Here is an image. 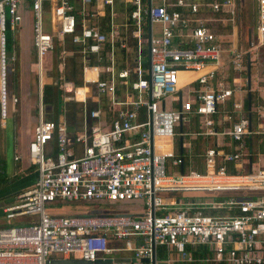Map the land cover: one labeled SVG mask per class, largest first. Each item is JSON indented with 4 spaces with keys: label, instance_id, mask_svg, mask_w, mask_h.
Returning a JSON list of instances; mask_svg holds the SVG:
<instances>
[{
    "label": "built area",
    "instance_id": "2783aa9c",
    "mask_svg": "<svg viewBox=\"0 0 264 264\" xmlns=\"http://www.w3.org/2000/svg\"><path fill=\"white\" fill-rule=\"evenodd\" d=\"M22 1L0 0V126L8 103L18 101L6 89L5 8L14 30ZM29 1L37 90L24 157L36 178L1 208L8 223L23 224L0 227V264H150L152 253L153 264H189L199 246L206 263L264 264V153H250L251 139L256 149L264 137V84L254 95L250 73L246 87L247 55L251 68V52L264 47V0H253V39L244 47L235 25L239 0ZM222 23L228 28L221 32ZM69 58L75 79L65 72ZM50 71L64 105L77 106L70 126L65 106L57 118L42 102L43 73ZM186 72L197 75L188 79ZM175 137L181 149L198 142L203 173L166 171V158L176 169L182 163L171 148ZM49 143L54 153L45 156ZM234 191L259 193L212 200ZM188 192L195 196L183 197ZM63 203H137L142 211L65 214L46 207Z\"/></svg>",
    "mask_w": 264,
    "mask_h": 264
},
{
    "label": "rangeland",
    "instance_id": "374dc122",
    "mask_svg": "<svg viewBox=\"0 0 264 264\" xmlns=\"http://www.w3.org/2000/svg\"><path fill=\"white\" fill-rule=\"evenodd\" d=\"M238 6H237V17L235 20V25H236V34H237V40L239 42V44L244 47V44L247 40V37L250 36V39H253V28L255 26V15L253 12V0H239L238 1ZM43 17H44V21L47 22L50 18V16L48 15V12L43 11ZM225 23V22H224ZM224 23L221 24V26H219V30L222 32L223 30H227V26H224ZM225 27V28H222ZM30 29H31V25H30V7L29 5L24 4L23 7V14H22V21L19 24V26H15L14 30H11L8 26V14L6 12V8H5V31H4V36H5V64L9 65L10 63H14L13 61V54L15 53V48L14 45L17 44V42L19 41L20 37H21V41H25L26 36L30 35ZM20 36V37H19ZM27 52H26V63H27V67L28 69H26V74H27V79H28V102L26 105V112L24 115V119L23 120V125L27 124V118L29 117V119L31 118L30 121H33V119L35 118V114H36V109L34 107H32L31 103H32V99L33 97L35 98V102H36V95L33 93L32 91V86L30 85V83H32V69H29V65L33 60V47L31 46V40L27 39ZM253 52L256 53V58L254 59L253 64L251 65L250 68V73L252 75L257 74L259 77H264V47H260L258 49H256V51H252L251 53L253 54ZM12 58V59H11ZM9 63V64H8ZM43 69L47 70L50 67V61L48 60V56L46 55V57H44L43 60ZM19 72L17 70H15V72L13 74H11L10 76V84H11V88L12 90H14L15 92H17L20 88H19ZM49 76L47 75L46 72L43 73V82L45 81H49L50 79L48 78ZM51 78V77H50ZM253 80V79H252ZM44 93H46L44 91ZM57 98L58 101L57 103H53L52 104V109L53 112L55 111L57 114V118L59 116H61L63 114V110L62 107H64V103L61 100V96L59 94H57ZM254 95H252V99H253ZM32 98V99H31ZM29 99H31L29 101ZM19 100L16 102L15 106H14V112L12 115V124L14 126V131H18V126L19 123L21 122L22 124V119L19 117L18 111V105H19ZM25 108V107H24ZM43 112L46 113V110L43 107ZM28 115V116H27ZM27 124V134L24 132L23 130V134H21V141H24V138H27V142L29 141L31 134H32V123L30 122ZM26 122V123H25ZM26 127V126H25ZM24 127V129H25ZM2 133H4V131H0ZM207 143L208 145H211V143H213V137H211L210 139H207ZM27 144V143H26ZM174 148L176 147L177 144V138H174ZM203 145L205 143H202ZM197 151H193V148L191 150V157H188L189 159H185V164H184V172H187L189 169H193L199 172H203L204 171V167H203V160L201 157H197L195 153ZM54 153V148L53 145L51 143H49V145L46 146L45 151H44V155L45 156H52ZM196 163L195 166H193ZM34 166V165H33ZM35 170V166L33 167ZM165 168L166 171L169 174L175 175V173L178 172V169H176V167H173L170 164V159L166 158L165 159ZM33 173H35V171H31ZM35 176V175H34ZM0 188L4 186L3 183H0ZM31 184L21 187L18 191L23 190L27 187H29ZM17 191V192H18ZM192 194V193H191ZM8 197H2L0 198V227L2 226H10V225H16V224H23L22 222H16L15 220L12 223H6V219L4 218L3 213L1 212V207H2V202L6 201ZM219 199V198H218ZM213 200H217L215 197L213 198ZM106 205L101 204L100 207L102 208H106ZM47 209L52 210V213H66V214H74V213H80L82 211V209L80 208L79 205H76L74 203H63V204H59L56 207L53 206H48L46 205ZM117 209H115V212H111L112 214L115 213H121V214H139L141 213V205L137 204V203H128V204H118V206H116ZM116 256V255H113ZM75 257V256H74Z\"/></svg>",
    "mask_w": 264,
    "mask_h": 264
},
{
    "label": "crops",
    "instance_id": "0c3cea01",
    "mask_svg": "<svg viewBox=\"0 0 264 264\" xmlns=\"http://www.w3.org/2000/svg\"><path fill=\"white\" fill-rule=\"evenodd\" d=\"M27 39L31 40V30H30V35L26 36L25 41H21V37H20L17 44L14 45V48H15V53L13 54L14 63H12V64L8 63L9 65H8L7 93H8V96H16L17 99L19 100L20 104L18 105V108H19L18 114H19V117L22 119V124L20 122L19 126H18V131H16V130L14 131V126L12 124V115L14 112V106L15 105L8 103V111H7L8 114H7V117L5 119L4 126H0V131H4V133L0 132V173H3V179H2L1 183L4 184V186L0 188V198L8 197L6 199V201L2 202V204H1L2 207L6 204L11 203L14 200V197L18 194V192H19L18 190L21 187L27 186L29 184L32 185L35 181V178H36V170H32V169H34L33 168L34 166H31L24 157L27 138H24L23 142L21 141V134H23V130L25 133L27 132V124L29 123L28 121L31 120V118L29 119V117H28L27 118V124L23 125V120L25 121V119L23 117H24L25 113H27L26 112V105L28 102L27 97H28V82H29L27 79V74H26V69H28L27 63H26V55H27L26 52H27V45H28ZM31 46H32V41H31ZM33 60H34V51H33ZM33 60L29 65V69H32V70L34 69V67L32 65ZM15 70H17L19 72L18 75H19V79H20V81H19V88L20 89L17 92L12 90L11 84H10V76H11V74H13L15 72ZM251 76H252L251 77V89L253 90L252 93L256 96L262 95L263 93L261 91V87L264 84V82L262 81L264 77L263 76L259 77L260 81H256L255 80L256 75L254 76L251 74ZM30 85L32 86L33 93L36 95L37 87H36L35 70L32 71V83H30ZM31 99H29V101ZM35 103H36L35 98L33 97L32 103H31L33 109L35 107ZM30 122H33L32 123V126H33L35 123V118L33 119V121H30ZM24 127H25V129H24ZM173 143H174V140L172 141V145H171L173 152L178 153L180 155L182 153H184L185 159H189L188 156L190 157L189 154H190L193 147L198 149L200 146V145L198 146V144H197L198 142L195 139H193L190 142L191 143L190 147L187 149H184V148L181 149L182 152L179 153V145H176V147L174 148ZM167 148H168V143H166L163 147H161L162 150H165ZM15 154H19L21 157L18 160H14L13 156ZM261 160H262L261 164L264 165V154L262 155ZM195 165H196V163L193 166H195ZM180 170H181V172H183L182 165H180L178 171H180ZM31 171H35V173H33ZM203 172H201V173H203ZM194 193H192V194H191V192L183 193V195H184L183 197H194L195 196V195L193 196ZM198 193H201V192H198ZM235 193L242 195L243 197L249 196L247 194H244L246 192H235L234 191L231 193L230 192H217L215 198L216 199L219 198L220 200L224 199V198L226 199L229 194L232 195ZM197 197H199V196H197ZM197 197H195V199L209 200L208 197H202V198H197ZM213 198H212V200H213ZM215 210H217V209H215ZM218 210H220L224 214L226 212L225 209H218ZM1 212H2V210H1ZM6 223H8V222L6 221Z\"/></svg>",
    "mask_w": 264,
    "mask_h": 264
},
{
    "label": "trees",
    "instance_id": "16d2710c",
    "mask_svg": "<svg viewBox=\"0 0 264 264\" xmlns=\"http://www.w3.org/2000/svg\"><path fill=\"white\" fill-rule=\"evenodd\" d=\"M24 4L29 5L30 7V1L29 0H23L22 1V11H23V7ZM66 74H67V78H71V79H75V77L77 76V65L75 64V62L72 59H68L66 62ZM47 75L49 76L48 78L50 79L49 81H45L42 84V102L45 106H52L53 103H57L58 101V96H57V89L56 86L54 85V73L53 71L51 72H47ZM5 77H6V89H7V83H8V65H5ZM51 77V78H50ZM44 91L46 93H44ZM48 118L55 120V116L48 114ZM77 119V106L72 103V102H65V120L66 123L70 126L72 125ZM256 137H253L251 139V148H250V153L251 154H255L257 152L259 153H264V137L262 136L261 141H259L258 143V147L256 149H252L253 146L256 145ZM257 146V145H256ZM197 151V149L195 147H193V151ZM196 153V152H195ZM180 155V154H179ZM190 157H191V152H190ZM181 160H182V168L184 170V164H185V158H184V153H182L180 155ZM189 157V156H188ZM187 158V157H186ZM31 165V164H30ZM33 166V165H31ZM31 168V167H30ZM184 172V171H183ZM227 172L231 173L230 171V167L229 165L227 166ZM3 179V173H0V183L2 182ZM259 192L256 191H247L244 194H248L249 196H254L257 195ZM79 205L80 208L82 209V211L80 213H75V214H100V213H107V212H113L114 209H117L116 206H118V204H103L106 205V208H102L100 207L101 204H85V203H79L76 204ZM209 214H215V215H220L222 214V212L220 210H215V209H210L208 211H205ZM66 214V213H65ZM206 248L204 246H199L197 247L193 252H192V257L196 258V260L192 261L189 264H220V263H206L203 262L202 260H199V258H201L205 253H206ZM176 264H187V263H176Z\"/></svg>",
    "mask_w": 264,
    "mask_h": 264
},
{
    "label": "water",
    "instance_id": "95a60500",
    "mask_svg": "<svg viewBox=\"0 0 264 264\" xmlns=\"http://www.w3.org/2000/svg\"><path fill=\"white\" fill-rule=\"evenodd\" d=\"M246 87L247 89L250 88V63H249L248 55L246 58ZM246 105H247V108L250 107L249 93H247ZM48 108L49 106H46V109ZM178 145H179V153H181V140L180 139H179ZM179 172H181V170ZM140 261L146 263L148 262V259L143 258V259H140ZM149 261H150V264H153V261H154L153 253L151 254ZM47 262L49 264H91L92 263L90 261H85L82 259H51V260H47ZM109 262H110V259H104L103 261L96 259L93 263H109Z\"/></svg>",
    "mask_w": 264,
    "mask_h": 264
},
{
    "label": "bare ground",
    "instance_id": "6f19581e",
    "mask_svg": "<svg viewBox=\"0 0 264 264\" xmlns=\"http://www.w3.org/2000/svg\"><path fill=\"white\" fill-rule=\"evenodd\" d=\"M185 75H186V77L188 78V79H190V78H192V77H194L195 75H197V72H186V73H184ZM164 146V145H163ZM163 146H161V147H163Z\"/></svg>",
    "mask_w": 264,
    "mask_h": 264
}]
</instances>
